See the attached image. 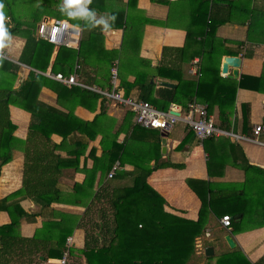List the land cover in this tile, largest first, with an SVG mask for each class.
Listing matches in <instances>:
<instances>
[{"label": "crops", "instance_id": "0c3cea01", "mask_svg": "<svg viewBox=\"0 0 264 264\" xmlns=\"http://www.w3.org/2000/svg\"><path fill=\"white\" fill-rule=\"evenodd\" d=\"M207 1L91 0L89 7L95 10L98 17H115L114 21H109L110 28L107 30L102 29V26L92 28L83 20L67 17L60 11L62 0H35L31 9L38 11L31 14L30 19H36L35 34L39 23L47 18L66 19L71 24L81 27L83 32L81 40L91 38V41L86 46L90 50L89 63L87 64L82 57L80 69L82 73L85 70L90 71L85 77L90 80L93 78V83L89 84L82 80L81 72L79 79L103 90L110 89L111 86L108 85L110 69L114 61H118L121 92L127 97L137 98L140 95L138 86L133 87L126 95L123 82L133 83L137 76L141 81H145L149 75L151 82L156 83L155 90L165 86V83L173 86L178 83V77L171 80L156 73L158 67L174 59L172 54L163 56L164 47L185 46L187 29L195 32L204 30L209 22L208 14L211 11L212 0ZM238 1L240 5H247L249 2ZM252 4L264 9V0H253ZM215 11L218 15L224 12L221 14L224 16L226 8L216 7ZM232 16L242 20L237 11ZM10 19L7 16L5 24L10 22ZM18 19L25 24L29 23ZM24 28H27V25H24ZM248 31V22L245 24L228 22L218 27L219 37L235 42L242 41L241 44L226 42L225 46H222L226 53L221 58V77H234L232 68L228 74L222 73L223 58L228 55L242 58L239 76L234 77L238 81L242 75L253 77L262 75L264 42L261 41H264L262 40L264 37L252 32V39L248 40ZM10 38V44L0 48V55L21 66L15 82L17 88L34 68L19 62L26 39L17 35H10ZM58 50L59 47L54 46L51 63L54 62ZM112 50H119V54L112 57L107 53ZM191 51L190 48L189 56L187 53L186 57L191 56ZM248 52L252 53V56ZM197 58L200 60L201 68L203 63L201 56H195L183 63L181 75L183 81H198V77L190 73L193 60ZM37 71L47 77L48 72L53 73L51 64L46 71ZM247 82L249 88L237 89L234 112L227 107V112H231L228 129L220 126L219 104L209 111L217 125L229 131L231 135H220L206 140L198 139L195 133L182 123L167 133L141 127L136 123L134 112L103 96L91 101L80 92L62 90L58 97L57 92L43 87L39 94V101L43 104L55 107L65 114L74 109V115L83 121L90 122L96 116L99 119L94 122L91 129L92 133H96L92 139L80 132H73L66 138L67 141H63L61 135L52 134L53 143L60 146L55 153L65 161L74 158L78 152L81 155L72 165H65L62 168L63 176L59 184L64 193L61 201L53 202L49 208L41 207L24 194L14 196L8 201L9 204L19 203L27 213L21 220L20 234L24 237H33L44 221L58 217L57 214L60 212L84 215L86 206L92 200L91 180L95 193L101 187L113 183L130 184L129 178L125 175L128 171L148 169L156 164L169 162V165L153 170L148 182L165 199L164 211L191 221H198L202 214L203 232L196 238V252L188 264H217L221 258L223 264L259 262L264 257V132L258 136V141H255L254 127L264 124V92L254 89H257L258 85L264 87V78L261 83L255 80ZM214 83L217 84V80L211 75L208 76L203 90L213 88ZM222 89L221 87L220 90ZM192 90L195 91V88ZM217 91L218 88L215 87L214 92ZM206 94L214 96L207 92ZM155 95L157 92L153 96ZM194 99L208 107L202 95L200 98L195 95ZM10 111L11 119L17 126L14 135L26 140L31 113L15 105L10 106ZM107 138L110 139L107 159L113 163L111 169L115 164L119 165L115 177L125 175L122 180L109 178L111 169L103 180H100V171L96 176L93 175L94 167L99 168L102 164L99 158L104 153L103 144L107 142ZM25 152L24 144L12 143L13 159L1 170L0 200L22 189ZM75 185L83 187L79 192L73 193ZM76 200H80V203L74 204ZM6 205L7 203L0 202L2 206L0 226L11 222ZM226 214L232 217L230 228L223 227L220 222L222 216ZM227 235L233 237L235 247H230L225 239ZM69 239L72 240L69 245L82 248L85 242V229L76 227ZM208 247L214 249L213 255L206 254ZM60 261L58 258H48L43 264H60Z\"/></svg>", "mask_w": 264, "mask_h": 264}, {"label": "trees", "instance_id": "16d2710c", "mask_svg": "<svg viewBox=\"0 0 264 264\" xmlns=\"http://www.w3.org/2000/svg\"><path fill=\"white\" fill-rule=\"evenodd\" d=\"M252 2L253 0H249L247 5H240L238 0H212L211 11L208 14L209 22L202 32L187 29L185 46L164 47L163 56L172 54L174 59L158 67L156 73L171 80L178 77V83L173 87L160 86L155 90L156 83L151 82L149 75L145 81H141L137 76L133 83L123 82L126 95L133 87L138 86L140 95L137 98L148 100L160 109H167L172 103L181 104L184 107L194 99L195 95L197 98L202 95L208 104V112L213 106L219 104L220 126L228 129L230 113L235 110L237 89L249 88L247 82L249 80L261 83L264 78V69L259 77L242 75L239 81L232 76L221 77V58L226 53L222 46H225L226 42L235 41L219 37L217 29L228 22L242 24L248 22V40L252 39V32H257L264 37V9L256 7ZM2 3L5 16L11 18L10 22L5 24L9 35L26 39L19 62L34 69L30 70L27 79L16 88L15 82L21 66L0 55V176L2 167L13 159L12 143L17 142L26 147L23 187L0 200L7 203L5 208L11 217L10 223L0 226V264H43L48 258L62 259L65 252H68L67 264H188L196 252V238L203 232L202 214L198 221H191L164 211L165 199L148 182L153 170L169 165V162L159 163L148 169L128 171L125 175L129 178L130 184L114 185L113 183L101 187L95 193L91 180L92 200L86 206L84 215L60 212L57 214L58 217L44 221L33 237H24L20 234L21 220L27 213L23 211L19 203L9 204L8 201L20 194L31 197L43 208H49L53 202L61 201L64 193L59 184L63 176L62 168L65 165H72L81 155L78 152L74 158L65 161L55 153L60 146L53 143L52 134L61 135L63 141H67L66 138L73 132H80L92 139L96 133H92L91 129L94 122L99 119L96 116L90 122L83 121L74 115V109H70L65 114L55 107L43 104L39 101L42 88L48 87L54 90L58 93V97L62 94V90L71 93L80 92L91 101L98 100L102 95L80 86H66L37 71L44 72L51 64L53 72L70 74L74 71L76 64L82 66L83 58L88 64L90 50L86 46L91 38L81 40L77 50L60 46L54 62L51 63L54 45L36 36L34 33L36 19L32 18L25 24L16 18L8 0H2ZM216 7L226 8L225 15L221 16L224 12L218 15L215 11ZM236 11L241 15L242 20H238L235 16L233 18L232 14L234 15ZM24 25H27V28H24ZM259 25L260 29H258ZM235 43L241 44L242 41ZM190 48L191 56L186 57ZM118 52L119 50H112L107 53L115 57L119 54ZM249 55L252 56V53ZM195 56H201L203 59L202 76L198 78V81H183L182 65ZM81 69L78 70L79 76L81 72V79L83 76L82 80L92 84L93 78L90 80L85 77L90 71L85 70L82 73ZM210 75L217 80V84L214 83L213 88L204 91L203 86ZM108 85L111 86L110 74ZM215 87L218 88L217 92H214ZM219 87L223 89L220 90ZM256 87L257 89L254 90L264 92L263 86ZM193 88L195 91L192 90ZM155 92L157 95L153 96ZM11 105L31 113L26 140H21L14 135L17 126L11 119ZM227 107L231 109L230 113L227 112ZM109 145L110 139L107 138V142L103 144L104 153L99 158L102 164L99 168L94 167L93 175L96 176L100 171V180L104 179L113 165L112 161L107 159ZM125 175L117 177L115 175L112 180H122ZM82 187L83 185H75L73 193L79 192ZM79 203L80 200L74 201V204ZM1 208L2 206L0 210ZM76 227L85 229V242L82 248L68 243V237L73 234ZM223 263L222 258L217 262V264ZM256 264H264V257Z\"/></svg>", "mask_w": 264, "mask_h": 264}, {"label": "built area", "instance_id": "2783aa9c", "mask_svg": "<svg viewBox=\"0 0 264 264\" xmlns=\"http://www.w3.org/2000/svg\"><path fill=\"white\" fill-rule=\"evenodd\" d=\"M82 28L71 24L66 19L47 18L42 20L36 28L38 38L47 40L56 47L67 46L74 49H79L82 39ZM81 68L79 64L75 65V69L70 74L63 72H48L47 75L66 86H80L83 88L94 90L100 93L103 97L117 101L130 111L134 112L136 123L142 127L149 129H157L162 132H169L176 124L183 122L189 127L200 140H206L214 136L231 135L229 131L219 127L209 114L206 105L200 103L196 99H192L186 106L171 104L167 109L157 108L148 100L127 97L120 89V74L119 63L114 61L110 69V89L103 90L99 87L86 84L79 79L78 70ZM190 73L197 76L201 75L200 60L194 59ZM264 132V124H259L254 127L255 141H258V136ZM119 169V165L115 164L109 172V178H113ZM221 225L225 228H230L232 225L231 215H223ZM71 243V239L68 240ZM68 252H65L60 264H67Z\"/></svg>", "mask_w": 264, "mask_h": 264}, {"label": "clouds", "instance_id": "9594fccd", "mask_svg": "<svg viewBox=\"0 0 264 264\" xmlns=\"http://www.w3.org/2000/svg\"><path fill=\"white\" fill-rule=\"evenodd\" d=\"M91 0H62L60 11L71 19L83 20L92 28L102 26V29L110 28L109 21H114L115 17H98L95 10L89 8ZM6 16L3 11V3L0 0V48H5L10 44L11 38L8 28L5 25Z\"/></svg>", "mask_w": 264, "mask_h": 264}, {"label": "water", "instance_id": "95a60500", "mask_svg": "<svg viewBox=\"0 0 264 264\" xmlns=\"http://www.w3.org/2000/svg\"><path fill=\"white\" fill-rule=\"evenodd\" d=\"M241 63H242V58L239 56H230V55L225 56L222 62V73L228 74L229 70L232 68V75L235 78H237L239 76V67L241 66ZM165 86L171 87L173 85L170 83H165ZM225 239L230 245V247L236 246V242L233 239V237H231V235H227ZM213 253H214V249L212 247H208L206 249L207 255H213Z\"/></svg>", "mask_w": 264, "mask_h": 264}, {"label": "rangeland", "instance_id": "374dc122", "mask_svg": "<svg viewBox=\"0 0 264 264\" xmlns=\"http://www.w3.org/2000/svg\"><path fill=\"white\" fill-rule=\"evenodd\" d=\"M8 3L10 4L11 8L13 9L14 14L18 18L25 20L27 22H29L30 17H32L31 14L38 11L37 9H35V10L31 9V7L34 6L35 0H8ZM180 123L184 124L183 122H179L178 124H180ZM178 124H176V125H178ZM236 255H238V253Z\"/></svg>", "mask_w": 264, "mask_h": 264}]
</instances>
